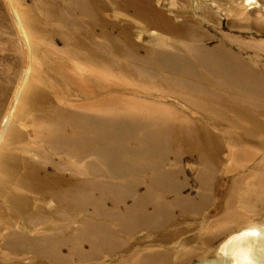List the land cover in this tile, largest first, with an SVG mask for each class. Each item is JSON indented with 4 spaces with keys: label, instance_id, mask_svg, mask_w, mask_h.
<instances>
[{
    "label": "rangeland",
    "instance_id": "rangeland-1",
    "mask_svg": "<svg viewBox=\"0 0 264 264\" xmlns=\"http://www.w3.org/2000/svg\"><path fill=\"white\" fill-rule=\"evenodd\" d=\"M251 225L264 0H0V264H199Z\"/></svg>",
    "mask_w": 264,
    "mask_h": 264
},
{
    "label": "bare ground",
    "instance_id": "bare-ground-1",
    "mask_svg": "<svg viewBox=\"0 0 264 264\" xmlns=\"http://www.w3.org/2000/svg\"><path fill=\"white\" fill-rule=\"evenodd\" d=\"M264 260V228L247 226L232 233L221 247L199 264H258Z\"/></svg>",
    "mask_w": 264,
    "mask_h": 264
}]
</instances>
